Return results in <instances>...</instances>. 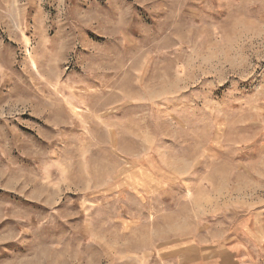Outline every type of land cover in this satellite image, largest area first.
Masks as SVG:
<instances>
[{
  "label": "rangeland",
  "instance_id": "374dc122",
  "mask_svg": "<svg viewBox=\"0 0 264 264\" xmlns=\"http://www.w3.org/2000/svg\"><path fill=\"white\" fill-rule=\"evenodd\" d=\"M0 264H264V0H0Z\"/></svg>",
  "mask_w": 264,
  "mask_h": 264
}]
</instances>
